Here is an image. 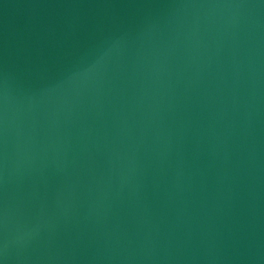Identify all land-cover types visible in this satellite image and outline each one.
I'll return each instance as SVG.
<instances>
[{"label":"water","instance_id":"95a60500","mask_svg":"<svg viewBox=\"0 0 264 264\" xmlns=\"http://www.w3.org/2000/svg\"><path fill=\"white\" fill-rule=\"evenodd\" d=\"M0 264H264V0H0Z\"/></svg>","mask_w":264,"mask_h":264}]
</instances>
